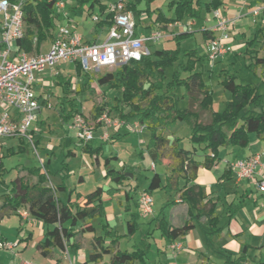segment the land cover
I'll list each match as a JSON object with an SVG mask.
<instances>
[{"label": "trees", "instance_id": "16d2710c", "mask_svg": "<svg viewBox=\"0 0 264 264\" xmlns=\"http://www.w3.org/2000/svg\"><path fill=\"white\" fill-rule=\"evenodd\" d=\"M59 0H24L23 11L26 23V35L19 41L26 51L39 49L40 42L50 36V31L56 25L58 16L55 13V5ZM76 1V0H75ZM81 8L91 0H77ZM95 0H92L91 7ZM220 0H211L206 3L208 11H213L221 5ZM136 0H128L126 8L134 9ZM169 8L174 11L172 17H164L161 12L155 23L163 24L168 28L170 24L183 21L186 18H199L201 16V0H170ZM134 11V10H133ZM111 22L108 26H111ZM193 31L187 30L180 34H174L173 39L177 42L175 48H160L150 56H144L140 60L131 61L126 65L114 68L105 73L85 74V83L78 85L77 92L84 89H94L97 85H105L108 89L121 92V98L116 96V101L110 106V102L102 105L95 104L93 107L94 118L102 116L106 111L113 116L118 113L122 120L138 118V123L144 130L150 132V140L147 151L152 157L160 162L162 149L168 143L167 132H172V126L177 121L192 120V133L189 143L192 148L186 149L180 146L181 138H175L174 154L177 164L172 172L162 177L155 172L149 180L145 192L151 194L155 189L163 188L168 194L176 193L182 202L187 204L188 218L181 228L175 229L173 225L172 210L176 204L174 200L165 203L159 214L151 221L154 229L160 231L161 236L169 242L174 241V235L186 234L195 228V222L204 221L207 236L221 234L223 226H219V214L216 212L218 200L211 197L205 186L196 183L200 168L211 169L221 161L219 149L228 146L247 147L250 143V134L264 138V93L254 83L238 82L237 72H225L221 74L222 87L230 91L231 99L227 101L222 111L214 110L212 100V86L203 79V72L196 68V64L202 57L197 55L196 49L185 50L182 53L180 41ZM202 35L207 42L212 37L210 28L202 30ZM37 38L36 43L34 39ZM251 55L254 51L247 50ZM256 57V56H255ZM185 63V59H187ZM264 63V58L256 57L255 62L249 64V68L256 73L258 64ZM175 67L171 80L166 83V71L168 67ZM78 74L82 73L77 65ZM186 74V75H183ZM57 82L69 85L70 77L57 76ZM178 86H184L186 91L183 96L175 93ZM188 98L186 106L181 109L179 102L182 98ZM67 112H62L64 120L80 114L79 104L74 100H68ZM121 103V106H120ZM197 105V107H195ZM65 108V106H63ZM113 111V112H112ZM209 113V120L202 119V113ZM24 138H20L19 147L23 148ZM38 141H35L37 145ZM202 146L205 151L203 159L195 158L196 146ZM38 147V146H37ZM14 146L8 148V152L14 151ZM84 152L94 155L95 163L103 154V143L95 148L89 142L83 146ZM70 154H75L72 150ZM3 153L0 152V157ZM112 160L116 156L105 158L106 178L111 181L108 188L97 186L95 190L86 195L76 194L69 190L66 178L58 185L49 183L50 160L41 163L40 167L27 168L26 175H18L13 179L9 192L3 195V204L0 211V219L8 211H17L20 206H26L31 215L45 224L52 225L45 234V239L37 244L41 254L50 257L52 247L66 249H78L76 240L78 234L95 233L96 226L93 221L101 218V227L105 234L93 236L94 252L89 255V261L101 264L105 255H109L107 264H147L145 252L141 249L133 251L119 248V241L124 235H133L140 223L134 216L127 221V232L119 233L107 220L105 196H113L115 193L124 191L127 200L133 198L138 186L130 183L137 177V168L125 164L120 168L112 166ZM232 169L227 166L222 178L232 180ZM34 178L35 180H33ZM183 178L185 184L179 186V179ZM68 197L63 199L60 192H67ZM236 207L234 213L240 210ZM178 233V234H177ZM108 241V242H107ZM248 246H242V254L238 256L226 255V264L248 263L250 258L247 254ZM258 262L257 264H261Z\"/></svg>", "mask_w": 264, "mask_h": 264}, {"label": "rangeland", "instance_id": "374dc122", "mask_svg": "<svg viewBox=\"0 0 264 264\" xmlns=\"http://www.w3.org/2000/svg\"><path fill=\"white\" fill-rule=\"evenodd\" d=\"M63 1L67 5V8L66 10L56 9V14H60L56 23L58 22V25L69 24L68 18L63 15V12L66 11L69 13L68 17L72 20V23L69 26H76L77 30L86 40L93 39L95 27L98 25L94 19L107 15V8L111 0H95L92 7L91 0L81 7V11H75L72 9V6H69L74 4L79 7L80 4L77 0ZM209 1L210 0H201V16L195 18L194 26L192 25V29L195 31L193 34L182 39L179 45L182 49V53H184L185 50L196 49L198 55L204 56L202 60L197 62L196 66L198 69L203 67V79L207 84L212 86L214 110L222 111L227 101L231 99V93L230 91L225 90L221 85V76L219 74L221 70L227 68L229 65L233 66L232 71L235 70L237 72L238 82H251L258 85L260 82L258 75L261 71H264V67L261 69L259 68L261 71L258 72L257 75L249 68V63L253 58L250 53L246 52L247 47L242 48V50H238L237 47H234L232 52L219 57L215 61L214 68H210V62L207 57V43L203 40L200 31V25L205 24L207 26H212L213 24V12L212 10L208 11L206 8V3ZM169 2L170 0H136V5L133 9L134 11H131L134 22L136 23V34L138 35L147 32L150 28L147 27L148 25L151 27H158L155 23L156 19L159 17L158 12H161L162 14V16L159 17L161 20L164 17H172L174 11L169 8ZM126 10L128 9L126 8ZM1 25L2 16L0 15V27ZM176 32L177 30H174L168 32V34L170 36L172 34L173 37ZM177 45V42L171 37H163L159 42L149 44L153 53L157 49H173ZM255 47L258 49L259 53L264 56V42L262 40L257 41ZM49 49L50 36L43 39L40 42L39 49L36 48L35 51H41L44 53ZM187 60L188 58L184 60L185 63H187ZM231 61L234 63L232 64ZM53 70L51 67H47L44 72L36 73V77L42 78V83L37 85L36 92L42 96H48V101L51 104V107L49 108H42L41 112L37 115V121L35 120L33 123V127L37 129V131L34 132V141H38L37 153L28 141H25L24 147L20 148L18 139L12 140L10 138H3L0 140V152L3 153L0 157V211L3 204V195L9 192L13 179L18 175H26L27 168L40 167L41 161L45 163L47 160H50L48 176L51 185L55 186L61 183L63 181V175H65L64 177L66 178V184L69 190L76 191L77 189L78 191L87 194L95 190L97 186H103L104 188L109 187L110 180L105 178L106 167L104 161L108 156L115 155L118 159L112 160V166H115V168H120L124 164H131L137 168V177L131 179L130 182L132 185L138 186V192L135 194V207H138L139 213H136L138 210L133 207V202L132 208L134 209L133 213L136 215L137 221L140 222L141 226V228H139L133 235H124L120 239L119 246L122 250H143L145 252V260H148L149 264H152L155 258V252L154 250L150 251L147 245L148 238L146 235L150 234L148 221L150 222V220L153 219L152 217L154 216V213L156 215L161 211L165 203L168 202V198L170 199V194H168L163 188L152 191V214L145 213L141 209L139 203L140 195L145 191L150 178L155 172L160 173L164 178L166 175H169L176 166L177 158L174 154L175 143L173 142L175 138L182 139L180 146L186 149L192 148V145L189 143V137L192 133V120L177 121V123L172 126V132H167L169 141L162 149V159L160 162H157L150 152L147 151L150 132L144 129L141 130V125L138 123L137 117L122 120L118 113H114V115L111 116L109 123H106L105 120L97 122L94 118L93 107L95 104L102 105L110 102L109 107L113 109L112 105L116 101V96H119V99L121 98L120 91L108 89L105 85L96 84L94 89H84L81 92H77L78 85H83L85 83V74L87 72L82 71V73L78 74L77 66L74 63H68L65 67V62L56 65ZM112 70H114V68H103L100 73ZM174 70L175 67L173 66L167 68L166 83L171 80ZM57 71H60L62 76L70 77L72 79L68 86L57 82V77L53 76ZM185 91L186 89L184 86H178L175 93L179 96H183ZM68 100H74L76 104H79L80 114L77 115L82 117L86 127H90L94 131L95 138L89 143L95 148L103 143L104 151L102 153L103 155L100 156L101 164L94 162V155H91L89 152H84V142L80 138V130L73 125L75 117L64 120L62 112L68 111ZM187 102V97L182 98L179 102V107L183 109ZM63 106H65V108ZM195 107H197V105H195ZM202 119L205 121L209 120V113L203 112ZM256 139L257 135L251 133V141L247 147H221L219 149V156L221 158V161L219 162L220 168L223 169L221 166L227 165V160L233 161L239 158H244L253 152H261L264 148V142H256ZM10 144H13L15 148L13 152H8V145ZM70 150H75V154H70ZM196 151L197 152L194 155L195 158L198 160L203 159L205 151L202 146L197 145ZM262 161L264 162V160ZM152 163L155 164L154 167ZM216 171L217 170L214 172L217 173ZM79 176L83 177L85 181L81 183L77 182ZM32 179L35 180L34 178ZM254 180H256V178ZM254 180H249V182L252 183L250 197L245 199L246 205L240 210L241 215L244 216L251 213L250 211L254 209L256 203H258L264 211V191L258 190ZM233 185V182L227 181L224 185V189L227 190V187L231 188ZM219 188L222 189L223 187L219 186ZM224 189H222V191ZM119 195H116L112 199H109V196H106V213L107 219L111 220L110 216L113 217L111 222L114 224L113 226H115L117 231L125 234L124 232L127 231L126 213L123 209L125 202L124 196L122 194V196ZM59 196L67 198L68 192H60ZM224 196L225 192L223 191V200L218 205V210L220 212H222L224 206L227 207V205H229L234 199L233 194L227 196V198H224ZM240 200L241 198L237 197L234 201L236 207L241 204ZM180 209H182V206L176 208V213H178L176 217V224L178 227H175L176 230L180 228L179 224L181 223L179 217ZM23 212L26 213V221L22 219L24 218V216L21 215ZM226 221L227 218L221 216V224L225 225ZM94 224L99 226L96 232L104 235L105 232L100 225V217L95 219ZM52 228V225L45 224L31 215L26 206H20L17 211H12L9 215H6L5 213L4 217L0 219V264H67L69 259L74 264H79L81 262L79 258H82V252H84L86 256L93 252L92 234L85 233V236L78 234L76 237L79 244L78 249L71 248L69 252H66L54 246L52 247L53 252L50 257L42 255L37 248V244L45 239L46 232ZM157 233L155 236L157 235L158 239H160V231ZM177 236L180 237L181 234H178ZM224 240L223 237L218 235L207 236L204 229L200 225H197L196 229L190 234L189 243L192 248L189 249L184 247L179 252L178 256L177 252H174L170 248L171 252L170 254H166L163 264H188V262L200 264L198 258L194 257L193 254L196 252L200 253V251L197 250H200L201 246H206L210 252H213L211 255L214 262L218 264H226L225 258H221V255L218 254L219 247ZM261 249L263 255L259 256L258 259H254L257 262H262V264H264V246ZM234 255L237 256L238 253H234ZM105 260H108V256L105 257ZM199 260H202V258ZM251 262H253V260H251Z\"/></svg>", "mask_w": 264, "mask_h": 264}, {"label": "built area", "instance_id": "2783aa9c", "mask_svg": "<svg viewBox=\"0 0 264 264\" xmlns=\"http://www.w3.org/2000/svg\"><path fill=\"white\" fill-rule=\"evenodd\" d=\"M24 0H0V140L3 138H24L37 153L34 141L33 123L43 107H51L48 96L37 94L36 87L42 83V78L36 73H42L47 67L55 69L62 62L74 63L83 72L100 73L103 68H116L131 61H138L144 56H150L152 50L149 44L159 42L168 34L155 30L148 35L136 34V23L132 12L126 10L127 0H111L108 14L111 26L106 31L105 38L100 41H88L76 29L68 25H58L52 29L50 49L47 52L24 50L19 41L26 35V23L23 11ZM56 9H64L65 2L57 1ZM264 11V5L255 8L252 14L257 16ZM214 25L210 27L212 37L207 43V57L212 67L215 61L233 50L230 44L232 28L236 19L228 17L220 8L213 10ZM96 22L100 17L94 19ZM175 25H183L181 21ZM192 30V22L186 24ZM37 38L34 39L36 43ZM54 71V70H53ZM60 75V71L53 74ZM111 115L105 112L100 121L110 122ZM104 122V123H105ZM73 125L80 130L83 142H91L95 136L90 127L84 125L80 115L75 116ZM116 125V124H115ZM118 126V125H116ZM143 127L141 126V130ZM41 163H43L41 161ZM238 181L254 180L258 190L264 191V162L261 155L254 154L233 161L227 160ZM153 167L155 166L152 163ZM139 203L145 213L153 212L152 195L143 192ZM181 243H171L170 248L177 252L182 249ZM69 252L68 249L65 250ZM30 264V263H27ZM68 264H74L70 259ZM178 264V263H174Z\"/></svg>", "mask_w": 264, "mask_h": 264}, {"label": "crops", "instance_id": "0c3cea01", "mask_svg": "<svg viewBox=\"0 0 264 264\" xmlns=\"http://www.w3.org/2000/svg\"><path fill=\"white\" fill-rule=\"evenodd\" d=\"M220 1L222 4L220 5L219 8L223 11V13L226 14L228 17L236 19V21L233 25V28H232V35H231V39H230V44L233 46V49H234V47H237L238 50H242V48H244V47H247V50L252 49L254 51V54L251 55L253 60L250 61V63L255 62L256 57L264 58V56H262L261 53H259L258 49L255 47V43L257 41L262 40L264 42V11L260 12V14L257 16L252 14V11L255 8H259L262 5H264V0H220ZM69 6H72V9H74L75 11H77V10L81 11L82 10L80 7H78L74 4H71ZM66 8H67V5L65 4L64 9L66 10ZM56 11L57 10L55 7V13H56ZM101 13H103V12H101ZM56 15L60 17V14L59 15L56 14ZM63 15H64V17L68 18V23L71 25L72 20L68 17L69 13H67L65 11V12H63ZM212 15H213V13H212ZM110 22H111V18H110L108 13L106 16H101L100 20L97 22L98 25H96V27H95V32L93 33L94 38L91 40H88V41H100V40L104 39L106 31L109 28L108 25ZM188 22H192V25L194 26L195 18H190V17L186 18L185 20L182 21L183 25H175V23H173V24H170L168 26V28H163V24L157 22L156 25L159 28L158 27H151L150 25H148L147 27H150L149 30L147 32H144V33L138 34V35L139 36L148 35L149 33H151L152 31H155V30H162V31L166 32L167 34H168V32L177 30V32L175 34H180V33H183V32L188 30V28L186 26V24ZM214 23H215V21L213 19L212 26L214 25ZM57 24H58V22L56 23V25L53 29L56 28ZM212 26H207L205 24L200 25L201 34H202L203 29L210 28ZM72 27L77 29L76 26H72ZM51 31H52V29H51ZM51 31H50V37L52 36ZM191 31L194 32L195 30L192 29ZM166 37L173 38L172 34H171V36L168 34ZM202 38H203V40H205L203 35H202ZM247 50H246V52H247ZM229 53L230 52L226 53L225 55H227ZM197 55H198V53H197ZM198 56L202 57V59L204 57L202 55H198ZM231 63L233 64L234 62L231 61ZM66 64H68V63H65V67H66ZM214 66H215V64L210 68H214ZM232 67L233 66L229 65V66H227V68L222 69L221 72L219 73L220 76L222 73H225V72H236L235 70L232 71ZM263 67H264V63L258 64V66L256 68V74L257 75H258V72L261 71L260 69ZM196 68H197V66H196ZM202 68H200V69L197 68V69L201 70L204 73V70ZM258 76L260 78V82L258 83L257 86L259 87L260 91L264 93V71H261ZM106 112H108V111H106ZM101 117L102 116H99L98 118H96V121L100 122ZM10 139H12V140L18 139V143L20 142V138L13 137ZM256 140H257L256 142H260V141L264 142V138L257 137ZM101 142H105V141H101ZM12 146H13V144L8 145V147H12ZM72 151L75 153V150H72ZM254 154L262 155L261 159L264 160V148L262 149L261 152H253V153L247 155L246 157L254 155ZM110 156H115V155H110ZM96 163L101 164L100 158H99V161ZM218 166H219V163L216 164L215 166H213L211 169L200 168L198 170V176H197V179L195 181L196 183H199V184L205 186L208 193H211L210 196L213 197L214 199L218 200L216 212L219 214V226H223L224 230L222 231L221 234H216V235L221 236L225 239L222 242L221 246L219 247L218 254L221 255L220 256L221 258H223V257L225 258V256L228 254L235 256L234 253H238V255H241L243 253L242 252V246L246 245L249 247L247 250V254L249 255L250 260L248 263L243 262L240 264H257L258 262L255 261V259L256 258L258 259L259 256L263 255V251L261 248L264 246V211H263V208L261 206H259L258 203H256L254 206V209H252V211H250L251 212L250 214L248 213L247 216L241 215L240 210H242L244 208V205H246L245 199L250 197V190H251L252 183L249 182L248 179L243 180V181H238L235 177L234 171L232 170V173H233L232 176H234V178L232 180H230V182H233L234 187L233 186H231V188L227 187V190H225L224 185L229 180H227L225 178L221 179V177L224 174V171L226 170L227 165L221 166V167H223V169H221L220 166L219 167ZM215 170H217L216 171L217 173L214 172ZM105 175H106V173H105ZM105 178H106V176H105ZM84 181H85L84 178L81 176H79L77 178V182H79V183L84 182ZM250 181H252V180H250ZM110 184H111V181H110ZM184 184H185V180L183 178H180L179 179V186H183ZM133 186H135V185H133ZM219 186H222L223 187L222 189H224L223 190L225 192L224 198H227V196H231L232 194L234 197V199L231 201V203L229 205H227V207L224 206L222 212H220L218 210V205L223 200V198H222V192L223 191H222V189L219 188ZM137 192H138V190H137ZM137 192H135L133 194V198L130 200L126 199L124 191L119 192V193H115L113 196H109V199H112L113 197H115L116 195H119V194H120L119 196H122V195L124 196V202L125 203H124L123 209L126 213V215H125L126 222L129 219H131L133 216L135 218H137L136 215L133 213L134 209L132 208V202L134 203L133 207L136 206L135 205V203H136L135 202V194ZM77 193L80 195H86V194H84L81 191H78L76 189V191L72 195V199H75ZM175 194L176 193H174V192L171 193L170 199L168 198V201L174 200L176 202V204L172 210V218H173L174 227H178V225L176 224L177 223L176 217L178 215V213H176V208H178L179 206H182L183 210L180 209V213H179V217L181 219V223L179 224V227L181 228L188 218V207H187V204L182 202V200L178 196H176ZM106 196H108V195H106ZM106 196H105V199H106ZM237 197L241 198V200H240L241 204H239L238 206H242V207L240 208V210L238 212L234 213V210L236 209V206L234 205V201L236 200ZM62 198L66 199L65 197H62ZM106 203H107V201H106ZM135 208L138 210V207H135ZM11 212L12 211L6 212V215L11 214ZM136 213H139V210ZM158 214L159 213H157L155 215V213H154V216L152 218L154 219ZM21 215L24 216V218H22V217L21 218L26 221V219H25L26 213L23 212V213H21ZM221 216H225L227 218L225 225L221 224ZM243 216H244V218H243ZM110 219L112 220L113 217L110 216ZM107 220L109 221L111 226L114 225V224H112L111 220H109V219H107ZM152 220H150V222L148 221L149 228H150V231H149L150 234L146 235V237L148 238V244L147 245H148L150 251L154 250V252H155L154 253L155 258H154L152 264H163V261L165 260L166 254H170V252H171L170 251V244L171 243H181L183 246L182 249L184 247L191 249L192 247L190 246V243H189L191 232L196 229L197 225H200L203 229L206 227L203 220H201V222H195V228L189 230L188 232H186V234H183V235L181 234L180 237H178L177 235H174V241L169 242L165 238H163L162 236H160V239H158L157 235L155 236V234L158 231L154 229V223H151ZM94 221H93V223H94ZM94 225L96 226V230H97L99 228V226L96 224H94ZM113 227L117 231L115 226H113ZM139 228H141L140 225H139ZM126 232L127 231H125L124 233H126ZM119 233H121V232H119ZM90 234H92L91 236L93 238L94 235H100L102 233L98 234L97 232H95V233H90ZM82 235L85 236V234H82ZM92 243H93V241H92ZM119 248H120V246H119ZM182 249L177 251V256ZM125 250H129V249H125ZM129 251H131V250H129ZM197 251H200V253L196 252L193 255H194V257L198 258V261H200V264H218V263L213 261V258L211 255L213 252H210V250L206 246L205 247L201 246L200 250H197ZM93 252H94V247H93ZM93 252H91V253H93ZM82 253H83L82 258H79V260L81 261L79 264H97V262L88 260L89 255L91 253L88 254V256H86V254L84 252H82ZM106 256H108L107 261L105 260ZM200 258H202V260H199ZM109 259H110V256L105 255L101 261V264L109 263ZM251 260H253V262H251ZM147 264H149L148 260H147ZM188 264H193V262H188ZM194 264H196V263H194Z\"/></svg>", "mask_w": 264, "mask_h": 264}]
</instances>
